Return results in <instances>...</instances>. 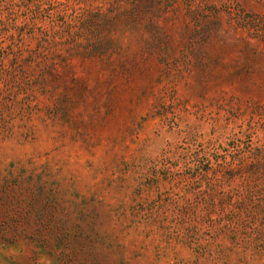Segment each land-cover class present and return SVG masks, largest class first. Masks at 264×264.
I'll return each instance as SVG.
<instances>
[{
    "label": "rangeland",
    "instance_id": "1",
    "mask_svg": "<svg viewBox=\"0 0 264 264\" xmlns=\"http://www.w3.org/2000/svg\"><path fill=\"white\" fill-rule=\"evenodd\" d=\"M0 264H264V0H0Z\"/></svg>",
    "mask_w": 264,
    "mask_h": 264
}]
</instances>
